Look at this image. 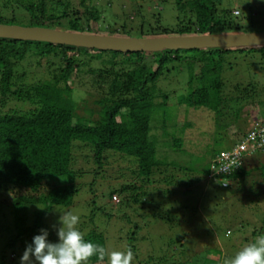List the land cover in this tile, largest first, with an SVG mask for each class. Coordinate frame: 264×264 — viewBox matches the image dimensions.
Listing matches in <instances>:
<instances>
[{"label":"trees","instance_id":"obj_1","mask_svg":"<svg viewBox=\"0 0 264 264\" xmlns=\"http://www.w3.org/2000/svg\"><path fill=\"white\" fill-rule=\"evenodd\" d=\"M0 1H4V7L0 8V23L99 32L91 25L92 21L98 20L95 18L94 0ZM219 4L221 0H174L177 14L175 29L163 26L159 13L155 25H147L143 15L144 24L140 25L139 31L142 36H154L239 30L237 15ZM16 16L24 23H17ZM117 32L112 29L106 33ZM247 48L264 58V46ZM245 51V48H213L156 53L116 52L0 38V204L16 208V218L21 224H18L14 238L20 240L19 247H26L34 235L40 234L39 229H45V218L55 206L70 205L79 191L82 184L76 179L81 178L86 170L75 166L74 146L90 148L97 164L92 173L93 181L99 175L104 177L106 169L115 171V178L125 176L122 168L114 170L112 164L105 167L112 155L136 164L132 173H137L148 184L158 167L168 165L165 157L159 155L151 124L162 114L165 121V109L174 97L168 90L157 88L158 80L165 75L178 73L179 68L187 69V86L175 98L177 104L209 109L215 113L219 125L226 124L233 115L242 114L246 102L250 103L255 96V85L252 82L226 84V71L232 68L228 55ZM28 56L42 58L37 64L44 63L46 79L33 84L24 83L27 73L19 72V62ZM76 82L95 89L99 96L96 100L100 106L98 118L77 114L79 96L72 85ZM11 100L24 101L29 108L21 110L15 106L4 110L3 107ZM171 144L180 147L182 140L174 137L164 146ZM244 164L223 175L228 180L237 177L233 179H237L236 190L242 189L239 184L254 170L260 169L264 177V163L253 168ZM108 188L110 198L115 194H126L119 202L124 204L123 207H119L116 213H107L110 214L108 216L91 214L89 223L92 229H81L85 240L105 247L106 234L94 225L98 224L97 217L103 219L107 226L112 221L123 224L127 220L125 208L130 207L136 213V210L144 209L145 203H152L148 192L141 191L135 182H119L116 187L108 184ZM255 195L257 198L251 202L255 211H260L264 191ZM30 207L34 210L31 223L26 225V210ZM165 216V213L160 214L159 218ZM131 226L134 229L132 240L136 244L135 234L140 226L137 223H131ZM262 234L264 226L253 232L250 242ZM17 242L10 238L7 244L13 247ZM150 262L143 260L144 264ZM88 264H107V260L99 261L92 257ZM151 264L160 263L156 259ZM201 264L214 262L206 258Z\"/></svg>","mask_w":264,"mask_h":264},{"label":"rangeland","instance_id":"obj_2","mask_svg":"<svg viewBox=\"0 0 264 264\" xmlns=\"http://www.w3.org/2000/svg\"><path fill=\"white\" fill-rule=\"evenodd\" d=\"M94 1L95 18L98 20L92 21L91 25L101 33L115 29L118 35L140 37V25L144 24L142 16L145 15L147 25H155L159 13L163 26L176 28L174 0ZM219 6L229 8L237 15L235 17L241 27L237 31H264V0H221ZM3 7L4 1H0V8ZM20 20L21 18L16 16L17 23H24ZM245 49L244 53L228 55L232 68L226 71V84L252 82L255 85V96L250 99V103L246 102L242 114L231 116L226 124L219 125L215 113L209 109L177 104L175 98L179 97L187 86L186 68H179L178 73L165 75L158 80L157 88L168 90L174 97L173 101L169 100L165 109V121L160 113L162 116L158 115L151 122L159 155L164 156L168 162V165L156 169L155 174L150 177L151 183L142 181V177L132 173L131 170L136 169V164L117 155L109 156L105 167L112 164L114 170L120 171L122 168L125 170V176L115 178V171L106 169L104 177L99 175L93 181L92 173L97 164L90 154V148L74 146L75 166L83 168L86 172L76 179L77 183L82 185L74 195L72 203L68 206H55L45 218L48 241L58 242L56 229L52 225L59 226L60 212L70 211L78 214L80 223L77 227L84 231L92 229L89 223L91 214L108 216L110 214L107 213H116L119 207H123L124 204L119 202L126 194H115L116 198H110L107 195L108 184L116 187L119 182L132 181L141 187V191L148 192L147 196L152 199V203H145L144 209H138L136 213L130 207L125 208L124 215L126 214L127 220L123 224L112 221L111 225L107 226L103 219L97 217L98 224L94 225L106 234L107 248L119 250L130 245L134 253L133 264L143 263V260L153 263L156 259L160 264H201L206 258L211 259L214 264H222L225 258L234 256L249 243L253 232L264 226V202H260V211H255L251 202L257 198L256 192L264 191L261 170H254L246 176L239 184L242 188L239 190H236L235 186L237 179L233 180L236 176L225 181V186L208 177L214 156L237 143L251 130L258 116H264V58L253 50H248L249 48ZM41 60L39 57L28 56L19 62V72L27 73L24 83L33 84L46 79L44 63L37 64ZM199 84L198 81L197 85ZM72 85L79 96L77 114L92 119L98 118L100 106L96 100L99 96L95 89L79 85L77 82ZM15 106L21 110L29 108V104L24 101L11 100L3 109ZM174 137L182 140L180 147L172 144L164 146L166 141L172 142ZM260 163H264V149L249 155L244 165L253 168ZM230 181L233 183L230 184ZM15 210L11 205L0 204V264H20V257L24 252L25 246L19 247L20 240L14 238L16 228L21 224L17 221ZM33 210L32 207L26 210V225L31 223ZM164 213L166 216L159 218L160 214ZM131 223L140 226L135 234L138 241L136 244L131 236L134 232L132 226L130 227ZM10 238L18 241L13 247L7 244ZM32 260L33 264H37L34 257Z\"/></svg>","mask_w":264,"mask_h":264},{"label":"water","instance_id":"obj_3","mask_svg":"<svg viewBox=\"0 0 264 264\" xmlns=\"http://www.w3.org/2000/svg\"><path fill=\"white\" fill-rule=\"evenodd\" d=\"M0 38L94 50L147 53L162 52L164 50L230 49L264 46V31L206 32L137 37L6 23H0Z\"/></svg>","mask_w":264,"mask_h":264},{"label":"clouds","instance_id":"obj_4","mask_svg":"<svg viewBox=\"0 0 264 264\" xmlns=\"http://www.w3.org/2000/svg\"><path fill=\"white\" fill-rule=\"evenodd\" d=\"M237 164L232 161L233 166ZM58 221V227L52 225L58 242H49L48 230L41 228L40 234L34 235L32 242L26 245L20 264H33L32 257L37 264H88L92 257L99 261L106 259L107 264H133L131 247L117 250L85 240L84 233L77 227L80 223L78 214L60 212ZM222 264H264V234L244 245L234 256L225 258Z\"/></svg>","mask_w":264,"mask_h":264},{"label":"built area","instance_id":"obj_5","mask_svg":"<svg viewBox=\"0 0 264 264\" xmlns=\"http://www.w3.org/2000/svg\"><path fill=\"white\" fill-rule=\"evenodd\" d=\"M261 149H264V116L262 115L258 116L251 130L244 134L237 143L221 150L215 156L211 163V172L208 177L218 180L225 186V181L228 179L223 175H227L234 169L240 168L249 155ZM232 161H236L238 164L233 166Z\"/></svg>","mask_w":264,"mask_h":264}]
</instances>
